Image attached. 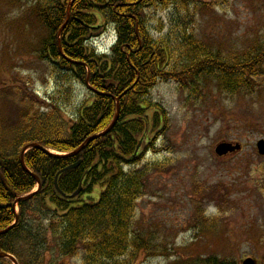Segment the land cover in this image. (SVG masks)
Wrapping results in <instances>:
<instances>
[{
  "label": "trees",
  "instance_id": "obj_1",
  "mask_svg": "<svg viewBox=\"0 0 264 264\" xmlns=\"http://www.w3.org/2000/svg\"><path fill=\"white\" fill-rule=\"evenodd\" d=\"M31 1L44 31L34 54L67 86L48 100L46 114H22L12 140L0 133V232L13 225L0 235V254L14 257L18 264H46V251L77 264H133L140 253L156 254L154 234L150 231L146 239L133 225L146 178L160 168L157 163L139 167L142 154H135L136 148L140 141L141 149L149 143L154 148L165 121L162 108L146 97L157 83L167 81L193 95L205 81L231 96L251 92L263 84L264 72L257 69L264 60V42H254L241 55L224 56L196 40L184 20L168 36L154 40L144 13L171 4L184 12L194 4L196 11L192 0H76L70 8V0ZM108 29L114 31L116 42L107 55L97 54L91 41ZM74 82L94 93L91 102L80 105L66 122L59 105L70 103ZM116 100L119 114L111 131L72 156L108 129ZM31 144L60 156L31 149L23 158L24 171L20 155ZM77 163L58 177L57 185L67 197L79 188L80 194L63 197L55 190V177ZM37 180L40 189L30 200L19 202L15 213L12 206L36 190ZM0 264L11 263L0 259ZM173 264L235 263L210 256Z\"/></svg>",
  "mask_w": 264,
  "mask_h": 264
},
{
  "label": "rangeland",
  "instance_id": "obj_2",
  "mask_svg": "<svg viewBox=\"0 0 264 264\" xmlns=\"http://www.w3.org/2000/svg\"><path fill=\"white\" fill-rule=\"evenodd\" d=\"M192 2L197 3L196 11L194 4L187 12L172 4L146 11L143 18L153 39L165 38L184 20L196 40L224 56L241 55L254 42H264V0ZM32 6L31 0H0V133L6 140L15 136L22 114H46L48 100L67 86L34 54L44 31ZM97 38L92 41L97 53L109 52L116 40L112 31ZM170 44L176 42L171 39ZM259 63L262 74L264 60ZM262 81L257 89L232 96L209 81L197 95L173 81L150 90L146 101L162 108L165 121L154 148L149 143L140 150L139 167L157 163L160 168L146 178L133 225L146 239L150 231L154 234L152 249L158 253H140L133 264H173L210 256L235 264L247 258L264 264V158L255 150L264 139ZM91 100L92 94L74 82L70 103L59 105L60 116L71 121L80 105ZM223 143L239 144L242 150L217 157L214 149ZM45 257L46 264H77L60 260L54 251H46Z\"/></svg>",
  "mask_w": 264,
  "mask_h": 264
},
{
  "label": "water",
  "instance_id": "obj_3",
  "mask_svg": "<svg viewBox=\"0 0 264 264\" xmlns=\"http://www.w3.org/2000/svg\"><path fill=\"white\" fill-rule=\"evenodd\" d=\"M74 1H75V0H72L71 4H72ZM118 102H119V100H116V115H115V118H114L113 122H112L111 125L108 127V129H107L105 132L101 133L100 135L88 139V140H87L82 146H80V148H79L78 150H76L74 153L71 154L72 156H75V155L79 154V152H80V151L85 147V145H87L88 143H90V142H92V141H94V140H96V139H98V138H100V137H102V136H105L106 134H108V133L111 131V129H112L113 126L116 124L117 119H118V113H119V103H118ZM138 148H139V146L137 147V149H138ZM29 149H38V150H40L41 152H43L44 154H46V155L53 156V157H57L56 155H53V154L49 153L48 151H46L45 149H43V148L40 147L39 145H37V144H31V145L25 147V148L23 149L21 155H20V164H21V167H22V169H23L24 171H27V169H26V167H25L24 159H23V158H24V154H25V152H26L27 150H29ZM239 149H240L239 146H232V145H230V144H225V143H223V144L218 145V146L215 148L214 152H215V155H216V156H218V157H223V156H226V155H228V154H232V153H234V152H237V151H239ZM256 149H257V152H258L259 155L264 156V141H259V142L256 144ZM78 165H79V163H77V164H75V165H72V166H70V167H68V168H66V169H64V170H62L61 172H59V173L56 175V177H55V181H54V187H55V190H56L61 196L72 199V198H75V197H77V196L79 195L80 190H81L80 188H79V190H78L76 193H74L72 196L67 197V196L63 195V194L60 192V190H59V188H58V185H57L58 177H59L62 173L66 172V171H68V170L75 169ZM37 183H38V189H37V190H39V189H40V184H39L38 180H37ZM33 195H34V193L31 194V195H28V196H26V197L19 198V199L14 203V205L12 206L13 209H14L15 205H17L19 202H24V201H28V200H30L31 197H33ZM17 220H18V218H17V216H16V218H15V223L17 222ZM12 228H13V226H11V227H9L8 229H6V230L0 232V235H5V234H7ZM0 259H6V260H9L12 264H18L17 261H16L13 257L8 256V255H5V254H0ZM242 264H255V261H254V260H251V259H247V260L243 261Z\"/></svg>",
  "mask_w": 264,
  "mask_h": 264
},
{
  "label": "flooded vegetation",
  "instance_id": "obj_4",
  "mask_svg": "<svg viewBox=\"0 0 264 264\" xmlns=\"http://www.w3.org/2000/svg\"><path fill=\"white\" fill-rule=\"evenodd\" d=\"M161 1V0H160ZM160 7H162L161 5H160ZM264 140V139H263ZM260 141V140H259ZM233 146H239V152H241V150H242V148H241V146L239 145V144H234ZM235 153H237V152H234V153H232V154H235ZM257 154V153H256ZM228 155H231V154H228ZM227 156V155H226ZM257 156L259 157V158H264V156H260V155H258L257 154ZM260 187L262 188V189H264V181L261 183V185H260Z\"/></svg>",
  "mask_w": 264,
  "mask_h": 264
},
{
  "label": "bare ground",
  "instance_id": "obj_5",
  "mask_svg": "<svg viewBox=\"0 0 264 264\" xmlns=\"http://www.w3.org/2000/svg\"><path fill=\"white\" fill-rule=\"evenodd\" d=\"M75 1H76V0H75ZM75 1H74V2H75ZM74 2H73V3H74ZM112 32H113V30H112ZM91 45H92V44H91ZM96 53H97V51H96ZM97 54H98V53H97ZM118 114H119V113H118ZM117 120H118V119H117ZM100 134H101V133H100ZM100 134H98V135H100ZM98 135H96V136H98ZM94 137H95V136H94ZM91 138H92V137H91ZM85 146H86V145H85ZM46 151H48V150H46ZM48 152H49V153H51V154H53V155H56L57 157H59V156H60V155H59V154H57V153H56V154H54V152H53V151H48ZM80 189H81V188H80ZM80 191H81V190H80ZM79 194H80V193H79ZM72 199H73V198H72Z\"/></svg>",
  "mask_w": 264,
  "mask_h": 264
}]
</instances>
